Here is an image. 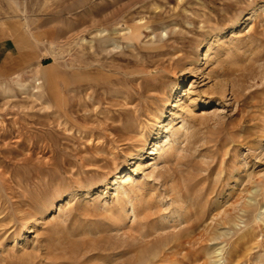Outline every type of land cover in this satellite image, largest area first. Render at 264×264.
Instances as JSON below:
<instances>
[{"label": "rangeland", "instance_id": "rangeland-1", "mask_svg": "<svg viewBox=\"0 0 264 264\" xmlns=\"http://www.w3.org/2000/svg\"><path fill=\"white\" fill-rule=\"evenodd\" d=\"M0 264H264V0H0Z\"/></svg>", "mask_w": 264, "mask_h": 264}, {"label": "bare ground", "instance_id": "bare-ground-1", "mask_svg": "<svg viewBox=\"0 0 264 264\" xmlns=\"http://www.w3.org/2000/svg\"><path fill=\"white\" fill-rule=\"evenodd\" d=\"M186 229V228H185ZM129 239V238H128ZM152 243V242H151ZM145 246V245H144ZM158 247V244L156 243V244H152V245H148L147 247L145 246L144 247V249L142 250V251H138L139 252V254H137L138 256H137V258L139 259H143V257H145V256H147V253H149V252H152V251H154V249H156ZM129 248V247H128ZM127 250V249H126ZM128 252V251H127ZM136 258V259H137ZM137 261V260H136Z\"/></svg>", "mask_w": 264, "mask_h": 264}]
</instances>
